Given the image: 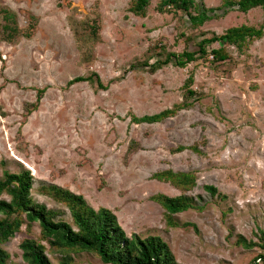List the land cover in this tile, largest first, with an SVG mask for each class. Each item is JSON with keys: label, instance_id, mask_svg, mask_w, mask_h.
<instances>
[{"label": "rangeland", "instance_id": "374dc122", "mask_svg": "<svg viewBox=\"0 0 264 264\" xmlns=\"http://www.w3.org/2000/svg\"><path fill=\"white\" fill-rule=\"evenodd\" d=\"M195 1L216 14L226 9L219 8L222 0ZM129 2L0 0V38L4 24L13 26L5 8L18 30L12 42L0 41V177L28 171L33 202L56 212V221L71 223L70 214L44 188L54 184L81 195L89 207L110 210L126 236H159L177 264H262L257 256L264 250L235 241L242 235L256 242L258 230L264 232V30L242 53L212 42L205 57L184 67L149 66L167 53L197 52L200 40L231 27H258L261 8L229 10L193 28L183 11H160V0H149L145 16L128 11ZM93 28L99 38L85 62L74 32L90 38ZM219 47L230 58L213 62L209 51ZM93 73L105 89L69 84ZM189 76L192 96L184 88ZM38 90L43 93L33 109ZM183 103L190 105L162 121H133ZM167 169L195 173L196 185L181 192L153 178ZM183 193L202 209L172 214L177 225L169 226L151 197ZM38 235L37 222L30 232L22 225L1 246L5 264H27L19 244ZM46 255L60 264V253ZM71 259L103 264L87 252Z\"/></svg>", "mask_w": 264, "mask_h": 264}, {"label": "trees", "instance_id": "16d2710c", "mask_svg": "<svg viewBox=\"0 0 264 264\" xmlns=\"http://www.w3.org/2000/svg\"><path fill=\"white\" fill-rule=\"evenodd\" d=\"M149 5V0H130L128 11L136 15L145 16V9ZM226 8L221 14L213 13L215 9L199 8L195 0H160L158 9L160 11H183L189 19L190 25L195 28L201 26L211 18H218L229 10L247 12L249 9L259 7L262 10V22L258 27L241 25L231 27L220 35L213 34L209 38H203L198 42L197 52L183 51L181 53H167L163 59H156L149 64L151 70L161 68L168 64L177 67H184L187 63L196 60L198 57L207 55L205 45L212 42H223L225 45H232L238 53H242L247 43L254 38H259L264 30V0H222L219 8ZM217 8V9H219ZM193 11V14H192ZM211 12V16L208 14ZM4 19L11 20L13 26L8 24L3 26V35L0 41L10 43L18 32L14 23L13 12L5 8ZM70 27L74 31L76 21L69 17ZM98 25L97 20L93 23ZM94 24V25H95ZM76 42L78 49L83 53V60L88 62L92 59L93 44L98 41V29L90 31V38L77 35ZM85 38V39H84ZM88 38V40H87ZM89 43L90 46L85 47ZM92 44V45H91ZM212 56L211 61L222 62L230 58V54L224 47L214 48L209 51ZM145 65H147V62ZM87 82L94 91L105 89L99 76H79L69 81ZM191 76L184 83L187 94L193 95L194 91L190 88ZM36 103L32 108L36 109L37 102L41 98L43 90H38ZM190 104H177L173 108L165 109L159 113L141 118H133L135 123L147 122L154 123L173 116L177 110L185 109ZM192 149L198 152L195 146H178L177 151ZM153 178L169 183L181 192L190 191L196 185V176L193 172H174L170 169L156 172ZM31 177L28 171L9 173L4 171L0 177V195L6 194L9 200L0 199V264H5L8 258L7 252L1 247L8 239L15 236L20 231V227L25 225L26 232H30L32 222L39 225L38 238H24L19 244L21 257L27 264H51L46 255L48 251H56L62 255L60 264H72L71 254L87 252L95 254L103 264H177L168 245L159 236L139 237L132 233L126 236L118 225L115 215L104 207L93 209L89 207L81 195H76L69 190L58 187L54 184L44 188V193L51 197L55 202L65 206L70 214L71 223L64 220H54L56 212L46 210L45 207L35 204L30 196ZM204 189L214 196L216 188L204 186ZM151 199L159 204L164 210V217L169 226H176L177 223L172 219V214L180 213L188 209L202 207L194 206L192 199L181 194L176 197H168L164 194H155ZM190 224H185V226ZM191 226L195 227L193 224ZM257 241L247 240L242 235H237L236 244L243 248L260 247L264 250V232L258 230L255 234ZM47 245V246H46ZM257 258L264 264V254H258ZM250 264H261L252 260Z\"/></svg>", "mask_w": 264, "mask_h": 264}]
</instances>
